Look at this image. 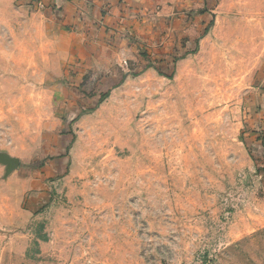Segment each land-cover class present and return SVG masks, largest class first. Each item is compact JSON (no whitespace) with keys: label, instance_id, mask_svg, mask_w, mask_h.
Instances as JSON below:
<instances>
[{"label":"rangeland","instance_id":"374dc122","mask_svg":"<svg viewBox=\"0 0 264 264\" xmlns=\"http://www.w3.org/2000/svg\"><path fill=\"white\" fill-rule=\"evenodd\" d=\"M119 8L0 0V264H264V0Z\"/></svg>","mask_w":264,"mask_h":264},{"label":"crops","instance_id":"0c3cea01","mask_svg":"<svg viewBox=\"0 0 264 264\" xmlns=\"http://www.w3.org/2000/svg\"><path fill=\"white\" fill-rule=\"evenodd\" d=\"M124 1L125 0H43V6L48 16L47 22L54 23L52 25H56L58 31L63 32L67 29L66 27L68 24L78 21L81 17H94L95 20L99 22L103 21V23L115 21L118 16H122L119 7Z\"/></svg>","mask_w":264,"mask_h":264},{"label":"water","instance_id":"95a60500","mask_svg":"<svg viewBox=\"0 0 264 264\" xmlns=\"http://www.w3.org/2000/svg\"><path fill=\"white\" fill-rule=\"evenodd\" d=\"M9 164H10V166L11 167H14V166H16L17 164L16 163H14V162H11L10 160H6Z\"/></svg>","mask_w":264,"mask_h":264}]
</instances>
